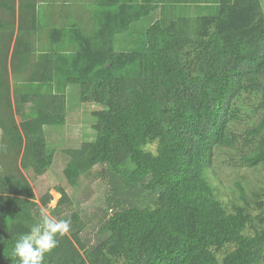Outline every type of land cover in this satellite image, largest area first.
Masks as SVG:
<instances>
[{"label": "trees", "instance_id": "16d2710c", "mask_svg": "<svg viewBox=\"0 0 264 264\" xmlns=\"http://www.w3.org/2000/svg\"><path fill=\"white\" fill-rule=\"evenodd\" d=\"M171 1L92 0L83 25L45 17L48 0H0V264H264V183L225 184L217 166L227 154L220 165L264 169L261 0L192 17ZM153 13L146 48L117 52ZM71 85L100 108L95 141L66 150L63 170L72 188L98 173L109 189L93 243L78 213L70 234L45 221L52 196L37 202L23 174L47 181L44 129L66 124ZM58 192L54 214L71 204Z\"/></svg>", "mask_w": 264, "mask_h": 264}, {"label": "rangeland", "instance_id": "374dc122", "mask_svg": "<svg viewBox=\"0 0 264 264\" xmlns=\"http://www.w3.org/2000/svg\"><path fill=\"white\" fill-rule=\"evenodd\" d=\"M51 2L61 5L65 8V0H55ZM92 0H88L91 4ZM176 9V15L185 16H213L219 12L218 0H174L171 1ZM264 11V0H261ZM56 6V5H55ZM87 9L90 6H86ZM86 7H80L84 9ZM77 9V8H76ZM160 16L158 13L151 14L148 18L142 19L140 22L131 26V29L122 35H119L115 41L117 52H132L141 51L146 48L147 38L146 33L154 22ZM12 85L14 78H11ZM67 121L63 126H47L45 127V136L47 147L55 153L51 172L47 181H37L31 172L23 171V174L31 182L37 202L48 193L52 196V201L47 207L41 210V216L45 221L53 219L59 220V216L63 217L65 223L61 225L70 234L71 225L73 223V215L78 213L85 223L86 227L82 231L81 237L89 243L97 241L96 232L100 227L101 222L111 216V210H106V199L109 195V189L104 184L103 179L98 173L84 179L83 187L72 188L64 177L63 170L68 161V157L64 153L66 150H78L82 148L84 143L93 142L96 139V133L93 126L97 123V119L93 116V112L100 110L99 107L93 105L82 104L80 100V87L71 85L67 90ZM248 126L245 124L244 127ZM0 129V139H1ZM155 145L151 149L155 151ZM220 154V153H219ZM221 159L218 160L219 174L225 180V184H230L235 179H242L245 184L257 185L264 183V169L247 170L237 169L223 163L221 160L227 158V154H220ZM241 180V181H242ZM59 188H63L71 199V204L63 206L61 210L54 214L52 209H55L61 199ZM143 193V192H142ZM144 195L146 193H143ZM148 200V197H146ZM58 216V217H57ZM107 216V217H106ZM36 244H42L37 237H33Z\"/></svg>", "mask_w": 264, "mask_h": 264}, {"label": "crops", "instance_id": "0c3cea01", "mask_svg": "<svg viewBox=\"0 0 264 264\" xmlns=\"http://www.w3.org/2000/svg\"><path fill=\"white\" fill-rule=\"evenodd\" d=\"M50 1H55V0H50ZM52 4L49 3H42L41 4V10H43V14L48 16V19L54 18L57 20L60 24L64 23L66 24L70 17L69 15L74 16L75 20L80 22V23H85L88 22L90 19V9L88 10L86 6L89 5L88 0H65V8H61V5L57 4V2ZM56 5V6H55ZM66 5H72V8H69ZM80 7H86L84 9H80ZM77 8V9H76ZM160 16V13H158ZM64 16L65 18H62ZM63 19V20H62ZM83 21V22H82ZM83 23V25H84Z\"/></svg>", "mask_w": 264, "mask_h": 264}]
</instances>
